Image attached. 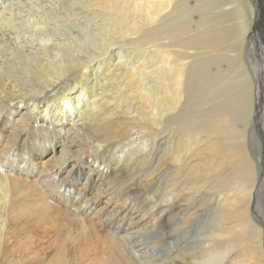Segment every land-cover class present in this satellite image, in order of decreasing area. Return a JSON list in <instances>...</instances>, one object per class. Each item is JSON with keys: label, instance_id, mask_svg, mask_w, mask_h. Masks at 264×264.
<instances>
[{"label": "bare ground", "instance_id": "1", "mask_svg": "<svg viewBox=\"0 0 264 264\" xmlns=\"http://www.w3.org/2000/svg\"><path fill=\"white\" fill-rule=\"evenodd\" d=\"M248 9L0 0V264H264Z\"/></svg>", "mask_w": 264, "mask_h": 264}, {"label": "rangeland", "instance_id": "2", "mask_svg": "<svg viewBox=\"0 0 264 264\" xmlns=\"http://www.w3.org/2000/svg\"><path fill=\"white\" fill-rule=\"evenodd\" d=\"M243 1L246 4V6L249 4L253 6V9L250 10L248 9L249 12L251 11V23H250V31H249L250 39L248 40L249 42L247 41L248 44L246 43L247 47L243 48L242 58H243L244 69L249 77L250 83L252 84L251 97L253 98V99L251 98L252 113L250 116V120L248 122L249 124L247 126V133H246L247 137H245V148L246 151L248 152V156L250 160L253 161L252 163L254 166V170L256 171L261 166V163L263 162L264 159V50H263L264 49V11H259V6L257 5L256 0H243ZM257 93L259 95L258 96L259 101H257ZM240 124L242 128L243 126L242 122ZM262 170L264 176V169ZM81 182H84L83 178L80 179L79 184ZM260 191L261 192H259L260 194L258 195V198L260 199H257L259 201L257 202V204L260 206L261 209L263 208L264 210V180L263 183L261 184ZM206 219H208L207 213L205 214V220ZM205 225L207 224L205 223ZM50 244L52 247L55 246V244H57L54 237L51 238ZM67 247H69L68 244ZM85 252L84 250H81L80 252L74 255L78 258L79 264H87L89 262L88 259L89 260L92 259L91 262L88 264H99L98 261L101 260L99 255H102L101 253H97L95 255L92 254L87 255ZM40 255L46 257V253L45 254L41 253ZM38 258H41V260L37 259L35 263H31L30 260L27 258H22L21 262L20 263L17 262L16 264H47L42 259V256ZM100 264H102L101 261Z\"/></svg>", "mask_w": 264, "mask_h": 264}]
</instances>
